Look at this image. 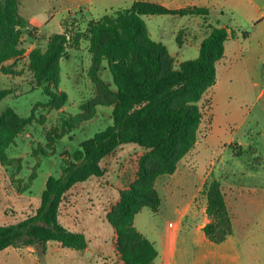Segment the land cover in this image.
<instances>
[{"label": "rangeland", "instance_id": "374dc122", "mask_svg": "<svg viewBox=\"0 0 264 264\" xmlns=\"http://www.w3.org/2000/svg\"><path fill=\"white\" fill-rule=\"evenodd\" d=\"M133 1L20 0V13L30 25L22 29L23 55L4 62L0 68V90L15 88L14 93L0 101V113L10 106L27 117L35 107L36 118L7 149L9 162H0V225L26 219L39 206L48 177L61 174L63 153L72 154L83 140L112 123V105H91L83 113L86 103H93L98 95L89 74L88 25L104 14L129 7ZM149 1L170 8L204 6L211 11L209 17L143 16L152 39L168 46L176 65L199 55L201 41L210 25H230L236 31L226 42L225 57L217 63V82L207 97V105L209 102L211 107H208L206 124H202V130L207 128L208 132L193 148V161L199 168L212 169L207 180L219 177L220 182L226 179L239 184L240 195L232 194L228 209L233 228L241 238L237 241L235 235L223 246V261L207 256L204 245L191 246L196 255L189 264H264V0ZM64 32L69 35L71 45L68 56L61 61L59 90L68 94V100L56 110L47 104L51 97L42 87L32 89L34 81L28 56L38 45L46 48L51 35ZM78 34L81 39L74 46L73 40ZM100 76L114 93L116 87L106 61L102 63ZM135 145L124 144V149L105 164L110 175L79 184L66 196L60 211L61 222L85 233L87 249L63 247L57 241L48 242L45 254L40 244L10 246L0 251V264H110L113 226L100 215L104 206L108 209V203H105L106 194L98 188L117 180L116 174L125 168L127 178L135 173L136 155L144 151L142 148L136 151ZM222 189L228 197L229 188L222 185ZM195 203L201 208L207 203L204 188ZM174 221L170 209L155 213L146 207L136 219L138 228L152 242L160 234L167 236L168 248L174 241V233L170 231ZM214 249L211 247L212 252ZM169 253L173 255L170 250ZM171 255L167 264H188L182 263L179 257L173 263Z\"/></svg>", "mask_w": 264, "mask_h": 264}, {"label": "trees", "instance_id": "16d2710c", "mask_svg": "<svg viewBox=\"0 0 264 264\" xmlns=\"http://www.w3.org/2000/svg\"><path fill=\"white\" fill-rule=\"evenodd\" d=\"M210 14V9L204 6L170 8L159 2L135 0L129 7L104 14L89 23V74L98 95L97 100L82 107L83 113L91 105H112V123L83 140L72 154L63 153L61 174L48 177L39 206L19 223L0 225V251L10 246L40 244L45 254L49 241H57L63 247L86 249L85 233L61 222V207L74 187L105 174L101 165L104 157L123 144L134 143L144 149L137 162L135 178L127 188L119 189V199L108 212L107 220L115 229V248L122 264L154 262L158 250L136 227L134 217L145 207L153 212L159 210L158 177L174 173L178 162L190 154L208 132L207 128L202 130L208 107H211L209 102L207 105L208 93L217 82V63L225 57L226 42L236 31L230 25H210L201 41L199 55L176 65L168 46L152 39L143 16L209 17ZM29 25V20L20 13V0H0V68L4 62L23 55L22 29ZM80 39V34L76 35L73 45L78 46ZM70 40L65 32L54 33L46 48L38 45L28 56V68L34 81L32 89L42 87L51 97L47 104L56 110L68 100V94L60 92L59 87L61 61L68 56ZM104 61L112 73L114 93L100 76ZM14 92V87L1 89L0 101ZM35 113L33 107L30 116L22 117L10 106L0 113V162H9L7 149L28 130L36 118ZM204 194L211 218L204 232L211 241L220 243L233 232L232 215L220 180L216 177L207 180Z\"/></svg>", "mask_w": 264, "mask_h": 264}, {"label": "crops", "instance_id": "0c3cea01", "mask_svg": "<svg viewBox=\"0 0 264 264\" xmlns=\"http://www.w3.org/2000/svg\"><path fill=\"white\" fill-rule=\"evenodd\" d=\"M145 1H149V0H145ZM123 146L124 144L118 147L114 153H111L106 157H104V159H102L101 161V165L105 168V164L111 162L112 158L117 156L119 150L124 149ZM139 148L140 146H134L133 149L137 151ZM140 155L141 154L136 155L137 159H139ZM136 170L131 177L127 178L126 168H125L119 174H116L117 180H115L114 182H109L108 184L102 185L100 187L98 186L99 187L98 189L106 194L107 198L105 200V203H108L107 204L108 209L104 206V203L102 204L104 206L102 211L103 213L100 215L103 218L107 219L108 212L111 210L112 206L118 201L119 189L127 188L130 185V183L134 180ZM211 172L212 169L208 168L207 166H205L204 168H199L196 166V164L193 161V150H192L190 154H188L185 158H183L178 162L177 168L174 173L163 174L158 177L156 181V188L161 197V205L159 210L155 213H160L168 209H170V211L173 213L175 221L173 222L174 223L173 226L170 227V231L174 233V241L170 243V248H168L169 238L163 234H160L155 242L153 241L158 250V255L152 264H167L168 257L171 255L169 253V250L170 252L173 253V255H171V257L173 258L172 259L173 263L178 261L177 257L183 260L182 263L188 262L189 264L190 260H191L190 263H192L194 261L196 253L192 252L191 246L200 247V245H204L206 247L207 256L211 255V257L217 258L218 261H223L224 260V257L222 256V254H224V251H222L223 246L227 245L229 239L233 238L235 235L237 241H240L239 240L241 238V236H239L240 233H238V231H236L234 228H233V232L226 238V240L220 243L211 241L204 232V227L211 221V218L207 214V210H206L207 203L204 205L203 208H201V207H197L195 201L196 198L199 196L200 192L202 191V189L204 188V185ZM107 175H110V171H105V174L99 178L102 179ZM99 178H94L88 181H97L99 180ZM221 183L223 186L228 187L230 190V192L228 193L229 195L228 197L230 199H228V197L225 196L226 204L230 209L231 198L233 197L232 194L240 195L239 192L240 188H238L239 184L228 182L226 179H222ZM115 185H117L118 188L115 187ZM254 190L255 189H253V191ZM110 199L113 201L111 202ZM138 213L134 217V224L136 225L137 228L138 226L136 219ZM65 226L68 228L70 227L67 225ZM71 228L72 227H70V229ZM139 230L143 233L141 229ZM76 231H80V230H76ZM111 238H112L113 254L110 259L111 261L110 264H122L120 255L117 253L115 248L116 233L114 227ZM211 247H214L215 251L212 252ZM219 249H221V252H219ZM177 253H179V255L177 256L174 255Z\"/></svg>", "mask_w": 264, "mask_h": 264}]
</instances>
